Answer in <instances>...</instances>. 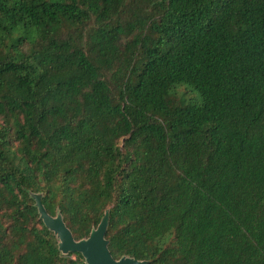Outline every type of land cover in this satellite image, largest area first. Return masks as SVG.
I'll return each mask as SVG.
<instances>
[{
	"label": "trees",
	"instance_id": "1",
	"mask_svg": "<svg viewBox=\"0 0 264 264\" xmlns=\"http://www.w3.org/2000/svg\"><path fill=\"white\" fill-rule=\"evenodd\" d=\"M105 211L114 259L264 264V0H0V264Z\"/></svg>",
	"mask_w": 264,
	"mask_h": 264
},
{
	"label": "water",
	"instance_id": "2",
	"mask_svg": "<svg viewBox=\"0 0 264 264\" xmlns=\"http://www.w3.org/2000/svg\"><path fill=\"white\" fill-rule=\"evenodd\" d=\"M39 217L44 225L56 236L58 250L62 255L79 253L85 264H148L147 261L137 260L128 256L114 259L109 251V243L105 238L109 222V213L105 211L97 227L92 228L88 237L75 240L71 231L66 227L60 212L50 216L41 203L40 195H32Z\"/></svg>",
	"mask_w": 264,
	"mask_h": 264
}]
</instances>
